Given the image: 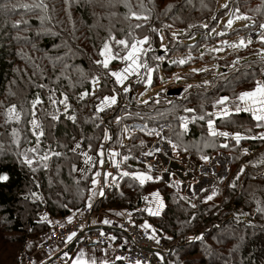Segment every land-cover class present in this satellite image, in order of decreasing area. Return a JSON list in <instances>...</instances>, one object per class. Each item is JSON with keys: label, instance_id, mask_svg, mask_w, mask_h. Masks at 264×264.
<instances>
[{"label": "trees", "instance_id": "1", "mask_svg": "<svg viewBox=\"0 0 264 264\" xmlns=\"http://www.w3.org/2000/svg\"><path fill=\"white\" fill-rule=\"evenodd\" d=\"M146 1L155 4L151 16H144ZM146 1L0 0V175L8 177L0 180V264H17L29 240L41 238L53 218H63L93 202L90 189L105 139L109 149L119 154L114 158L119 174L111 179L105 194L94 200L95 210H125L129 219L150 225L168 247V264H264V139L259 138L264 127H257L261 122L251 111L234 110L240 105V93L253 90L256 81L264 79V57L247 58L260 52L264 42L253 41L244 52L223 58L200 51L223 37L213 38L210 31L231 15L236 0H229L227 8L219 7L222 0H159L161 6L156 0ZM41 3L43 7H36ZM243 3L250 17L236 34L247 37L264 21V0ZM137 24L141 27L136 28ZM174 30L179 31L178 38ZM162 33L167 39L165 48L161 47ZM113 36L129 44L148 37L150 58L146 59L156 69L154 75L162 69L169 73L185 62H217L222 69L185 73L183 77L190 79H208L183 85L176 96L163 90L141 100L137 91L143 81L122 88L111 75L122 59L112 60L108 68L96 63L104 59L100 52L105 42L114 53L125 55L126 50L110 40ZM180 51L191 56L184 63H171L169 58ZM155 52L163 59H154L158 57ZM97 77L99 83L94 84ZM115 94L117 103L101 111L99 103ZM65 96L67 108L60 103ZM225 96L229 100L217 104ZM36 99L42 103L33 108ZM13 105L20 114L18 121L6 115ZM224 109L229 116L218 115ZM33 119L44 133L39 143L32 131ZM209 119L215 121L213 127L230 134L223 142L211 134ZM134 122L143 124L146 131L130 130ZM161 127L162 134H150ZM236 133L244 137L239 142ZM157 137L175 145L174 154L188 159L186 163L201 165L206 162L204 156L210 159L225 152L236 169L221 180L217 191L208 186L189 197L176 175L165 180L161 161L156 171L142 160L148 144ZM56 152L60 155L52 154ZM84 153L92 160L86 162ZM45 154L47 161L40 159ZM26 158L33 163L27 164ZM138 173L152 179L141 184L133 175ZM154 189L161 192L165 204L160 215L147 211L148 194ZM210 195L211 200L207 199ZM75 249L72 245L69 252ZM46 264L77 262L63 254ZM107 264L127 263L115 259Z\"/></svg>", "mask_w": 264, "mask_h": 264}, {"label": "rangeland", "instance_id": "2", "mask_svg": "<svg viewBox=\"0 0 264 264\" xmlns=\"http://www.w3.org/2000/svg\"><path fill=\"white\" fill-rule=\"evenodd\" d=\"M156 1L161 6V3L159 2V0H156ZM171 1H177V0H171ZM228 1L229 0H222L221 3L219 4V7H223L225 4L228 3ZM154 5L155 4L150 3L149 1H146L145 10H143L146 12L144 16H151V11H153ZM235 5L236 6L231 9V15L224 17L220 21L218 27L216 29H213L210 31V34L212 35L213 38H215L217 36H223V37L220 40L215 41V43H213V44L204 46L202 49H200L201 52L212 51L217 56L223 58V57L230 55V54H235L238 52H244L245 51V47H243V46H238L235 48L232 47L233 44L239 45V42L241 39H243L247 45H253L252 44L253 40L250 38L249 35L247 37H245L244 35L238 36L236 34V30L240 26L247 24V21L244 17H248V18L250 17L248 7L246 5H244L243 0H236ZM229 21L232 22L231 26H229ZM135 23H137V21L132 22V24H135ZM128 27H131V26H128ZM178 32H179L178 30L173 31V34H175L174 37H177ZM161 37H162V42H163L161 47L165 48L166 41H167L166 36L164 33H162ZM138 40H142V39H137V40L133 41L132 43H135ZM249 40H251L250 44L247 43ZM258 45H260V43ZM142 47L145 49H148V52H147L146 56H144V55L141 56V60L146 62L149 67L153 68L150 65L149 60L146 59V57H148V56L150 58V53H149L150 47L147 44L142 45ZM155 53H156L155 54L156 56H159L157 52H155ZM190 56H191V54L188 51H185V52L180 51L175 56H171L169 58V60L171 63L174 61H180V60L186 61V59L189 58ZM254 56L264 57V45H261L260 52L249 55V56H247V58L254 57ZM244 57L245 56L240 57L238 60L243 59ZM130 63H131L130 61H125L122 59L121 63L113 70V72L125 74L124 70L129 66ZM185 63L187 65L184 66L182 64H179L175 67L174 70H172L169 73H167L163 69L159 72L158 75H154V73H152L151 77H150V79H151L150 84L148 83V74H147L146 70L144 68H140L138 70V73L127 74V79L124 80V82H123V84H121V86L123 88V86L127 83L134 84L137 80L143 81L144 86H142L137 91V97L141 100H147L150 97L158 96L160 91H163V90L168 91L169 89L176 88V87L182 88L183 85H187L190 82H198L200 80L206 81L208 79V77L190 79L188 77H183V74H185V73H195V72H199L202 70H211V69H213L214 72L216 73V72H220L222 69V67L219 65L221 63L218 64L217 62H205V63H200V64H191L190 62H185ZM170 66H171V64H170ZM227 66H228V68H230L232 66V64L227 65ZM259 81H264V79H260ZM117 95L118 94H115L116 97H118ZM108 97H111V96H108ZM103 101H104V99L99 103V106L102 108L108 107L103 103ZM240 106L243 107L241 102H240ZM221 109H223V108H221ZM252 114H253V112H252ZM217 128H220V127L216 126V129ZM129 129L130 130H144V131H146V127L143 124L137 123V122H134L131 125H129ZM162 130H163V128L161 127V128H159V130H156L154 132L150 131V133L162 134V132H163ZM223 131H225V130H223ZM126 134H129V132L127 131ZM148 147H149V151L147 153H152V154L151 155H146V154L143 155L142 160H144V162L146 164L148 163L150 165H153L155 167L154 169L156 171L158 168L157 162L161 161V164H162V172L161 173H162V176H164L165 180L168 182L170 180V178L171 179L173 178L172 174L176 175L175 178L177 180H179L180 184H182L181 186H182L183 192L189 197H194L199 191L205 189L208 186H212L217 191L216 187L219 186V184L221 186V183H222L221 180L223 178H225L229 172H232L236 169V166L232 165L229 155L225 152H220L215 158H210L209 160H207L203 164L198 165L195 162L191 163L188 161L186 163L185 161H187L188 159L184 160L183 158L176 156L174 154L173 145L170 144L169 142H167L166 140H164L162 137H157L156 139H154L151 143L148 144ZM157 149H159V151H157ZM90 190H92L90 193V196H91V198H93V201H94L95 196H98V194L101 191L103 192V195L105 194V186H101V184L100 185L97 184V186H96V184H92ZM94 192L96 193L95 195H93ZM157 194H158V196H157ZM103 195H99V196L102 197ZM148 196H149V198H148L149 205L147 206V211H148V209H151L152 211L159 210L161 213L162 209L165 206L161 192L158 189H154L148 194ZM161 202L164 205L163 208H159V205ZM91 203L93 205V202H91ZM96 211H99V214H98L99 219H101V212H106V214H110L111 216L118 217V218H121L123 215V218H126L127 220L129 218H131L129 213L126 212L125 210H121L120 212H117L114 210L113 213L105 211L103 209L96 210ZM148 212H150V211H148ZM52 223H53V220H52ZM51 226H52V224H51ZM47 231H45L44 233H46ZM15 235H17V234H15ZM111 236H113V235H111ZM121 237L122 236L119 235L118 239H120ZM36 239H37V237L32 238L31 240H29V242L34 241ZM70 244H71V242H69V244H67V246L64 245V247L61 250L55 251L49 255H46V253H45L46 258L40 264H46L49 261L55 259L56 257H59L60 255L65 254V253L67 254L66 255L67 257L71 256V259H73V260L77 259L78 261H82L85 258L95 256L94 254L91 255L90 251H92L94 249L96 250L97 248H88V249L83 250V248H80L78 245L75 244V246H76L75 251L69 252V245ZM27 247H28V245H27ZM27 247L25 249L24 254H22V256L20 258L26 257L28 255H31L34 257V254H30L29 252H27ZM108 247L109 248H106V249L104 247V249L107 252L104 250L105 253L103 255H99V257H98L99 260L96 261V264H102V263L107 264L108 262L117 259L118 252L115 249V247L114 246L113 247L108 246ZM167 249H168V247H167ZM169 249H170V246H169ZM83 251L88 252V254L86 256H84ZM164 252H167V251H164ZM98 258H96V256H95V259H98ZM78 261H76V262H78ZM80 263H82V262H80ZM159 264H168L166 257H163ZM191 264H193V263H191Z\"/></svg>", "mask_w": 264, "mask_h": 264}, {"label": "built area", "instance_id": "3", "mask_svg": "<svg viewBox=\"0 0 264 264\" xmlns=\"http://www.w3.org/2000/svg\"><path fill=\"white\" fill-rule=\"evenodd\" d=\"M260 25H264V22L258 24L249 33L250 38L255 42L260 41V36L264 34V28H261ZM214 128L216 129V127ZM216 131L218 133L225 132L221 128H217ZM261 133H264V129ZM218 136L221 142L227 138V136ZM128 137L129 135L126 134V139ZM101 148L104 150V156H100V160L103 159L104 163H99L93 180H97L98 185L105 186L106 190L111 179L116 178L119 173L115 159L109 156V153L113 151L109 149L106 139L101 142ZM97 172L100 173L99 176H96ZM106 173H111L112 175L106 176ZM98 196H95L94 200ZM98 214L99 211H96L92 205L90 208L87 206L83 210H74L63 218H53L51 228L41 235L39 249L44 251L46 255L59 251L64 245L67 246L69 244L67 237L75 232L77 235L73 238L74 240L71 241L69 247L75 244L83 249L114 246L118 252L117 259H121L127 264H136L137 261H140L141 264H159L161 259L165 257L164 251H168L167 245L160 241L159 236L155 234V230L152 227H145L146 223H137L131 219L113 217L110 214H106V212H101V219H99ZM70 217L71 221H69ZM105 220L109 221V223H104ZM119 235L122 236L120 239H118ZM19 263L40 264L31 255L22 257L17 264Z\"/></svg>", "mask_w": 264, "mask_h": 264}, {"label": "snow or ice", "instance_id": "4", "mask_svg": "<svg viewBox=\"0 0 264 264\" xmlns=\"http://www.w3.org/2000/svg\"><path fill=\"white\" fill-rule=\"evenodd\" d=\"M36 7H43V4L41 3L39 5H36ZM223 7L227 8L228 5L225 4ZM132 15L135 16L136 14L132 13ZM136 18L140 19L141 17L137 16ZM244 18L248 19V17H244ZM143 19H147V17H143ZM231 23L232 22L229 21V26H231ZM135 27L139 28V27H141V25L137 24V25H135ZM204 27H208V26L204 25ZM260 27L264 28V25H260ZM173 35H175V34H173ZM260 39H261L262 42H264V34H262L260 36ZM110 40L114 41L116 45L122 46L123 49L126 50V54L123 55V56H120L119 51L114 53L113 49H112V45L110 43H108V42H105V44L103 45V48L101 49V52H100V55L102 57H104V59L103 60H98V61H96V63L101 64L102 67H104V68H108L109 63L112 60H115V59H118V58L119 59H123L125 61H130L131 63L124 70L125 74L112 72L111 75L116 77L117 82H119L120 84H123L124 80L127 79V74L138 73V70L140 68H144L146 70L147 74H148V83L150 84L151 83V79H150L151 74L154 71H156V69H153V68L149 67L146 62L141 60V56L142 55L146 56L147 52H148V49L143 48L142 45L149 43V38L148 37H144L142 40H138L135 43H131V44H129V41L126 40V39L117 40L114 36L110 37ZM247 43L250 44L251 40H249ZM238 46L246 47L247 44L245 43V41L243 39H241L240 42H239V45H236V44L232 45V47H234V48L238 47ZM154 59L161 60V59H163V57H159L158 56V57H154ZM184 62H185L184 60H180L179 61V63H184ZM93 83L94 84L95 83H99V77L95 78ZM129 90H130L129 87H125L124 88L125 92H127ZM84 95H88V93H85ZM228 100H229V98L227 96L222 97L221 99H219L217 101V104L224 105ZM237 100H239L241 102L243 107H241L240 105L235 106V109H234L235 112H237V113H239L241 111H251V112H253L255 120L258 121V122H261V123H258L257 127H264V81H256L255 88L253 90H251V91H245V92L240 93V95L237 97ZM66 101H67V97L65 96L64 99L60 101V103L65 104V106L67 108L68 105L66 104ZM52 102L56 103L55 100H53ZM32 103H33V108H35V105L42 103V101H40L39 99H36ZM103 103L106 106L114 105V104L117 103V97L115 95H113L111 97H104ZM145 103H147V101H145ZM100 110L103 111V108H101ZM185 111L193 112L194 109H185ZM6 115L8 116L9 120L15 119V120L18 121L20 119V114H19V112L16 111L15 105L11 106L8 109ZM209 115H211V114H209ZM218 115L227 117V116L230 115V112H229L228 109H224L220 113H218ZM55 118L58 119V117H55ZM69 119L74 120L75 117L74 116H69ZM199 119L203 120L204 117L201 116V117H199ZM214 123H215V121L212 120V119H209L207 121L208 127L210 129H212L211 134L213 136H216V135L228 136V135H230L227 132H219L218 133L216 131V129L213 127ZM31 124H32V131L37 135V143H39V136H43V134H44L43 130H42V128H41V126H40V124L38 123L37 120L33 119L31 121ZM184 127L187 128V122H185ZM125 131H127V129H125ZM153 131H155V130H153ZM156 134L159 135V133H156ZM107 138L110 139V137H107ZM234 138H235V140L237 142H239L244 137H242L240 133H236ZM252 138L255 139L257 137H252ZM259 138L260 139H264V133H261ZM223 146L224 147H228L227 144H225ZM76 147H79V144H77ZM173 147H175V145H173ZM31 151L36 152L37 149L33 148V149H31ZM157 151H159V149H157ZM244 151L247 152V149H245ZM52 154L56 155V156L60 155V153H58V152L52 153ZM151 154L152 153H146V155H151ZM84 155L87 158L86 162L92 160V157L87 156V153H84ZM98 155L101 156V157L104 156L103 148L100 149ZM117 155H119V154L116 153V152L109 153L110 158H115ZM127 158L128 157H125V159H127ZM40 159L43 160V161H47L49 159V155L45 154L44 156L40 157ZM203 159L207 161L209 159V157L204 156ZM26 162H27V164L31 165L33 163V160L26 158ZM262 162H264V161H262ZM99 163L103 164L104 163L103 159H101L99 161ZM45 167H47L46 164H45ZM242 171H243V169H241V172ZM99 175H100V173L97 172L96 176H99ZM111 175H112L111 173H106V176H111ZM123 175L124 176H128V175H130V173L124 172ZM133 175H134V178L138 179L141 184H143L146 180L152 179V177L147 176V175H145L143 173H138V174H133ZM7 179H8V177L6 175H0V180H7ZM97 183H98L97 180H93V184H97ZM95 194L96 193L94 192L93 195H95ZM99 194L103 195V192L101 191ZM213 195H215V193H213ZM157 196H158V194H157ZM89 199L91 200V197ZM207 199L211 200V199H213V196L210 195V196L207 197ZM87 206L90 208L91 207V203H89ZM163 206L164 205L161 202L160 205H159V208H163ZM193 207H195V205H193ZM148 211H150L152 215H160V211L159 210L152 211L151 209H148ZM261 211H264V209H261ZM69 221H71V217L69 218ZM104 223L107 224V223H109V221L105 220ZM145 227H151V226L150 225H145ZM76 235H77V233H75V232L71 233V235H69L67 237V240L69 242H71L73 240V238L76 237ZM65 255H67V254L65 253ZM77 264H80V262L78 261ZM92 264H95V261H92ZM136 264H141V262L137 261Z\"/></svg>", "mask_w": 264, "mask_h": 264}, {"label": "crops", "instance_id": "5", "mask_svg": "<svg viewBox=\"0 0 264 264\" xmlns=\"http://www.w3.org/2000/svg\"><path fill=\"white\" fill-rule=\"evenodd\" d=\"M40 241H41V238H37L34 241H30L29 244H28V247H27V252H29L30 254H34V260L37 263H41L46 258L45 252L39 249ZM105 249L102 248V247H97L96 250L94 249V250L90 251L91 252L90 254L91 255L94 254L96 256V258H98L99 255H103L105 253L104 252ZM87 254H88V252L83 251V255L84 256H86ZM95 256L89 257V258H85L84 260L79 261V262H82V263H85V264H92V261H95V264H96V261L99 260V258L98 259H95ZM76 261H78V260L77 259H74L73 260V263H76Z\"/></svg>", "mask_w": 264, "mask_h": 264}, {"label": "water", "instance_id": "6", "mask_svg": "<svg viewBox=\"0 0 264 264\" xmlns=\"http://www.w3.org/2000/svg\"><path fill=\"white\" fill-rule=\"evenodd\" d=\"M181 92H182V88L176 87V88L169 89L167 91V94L170 96H176V95H179Z\"/></svg>", "mask_w": 264, "mask_h": 264}]
</instances>
